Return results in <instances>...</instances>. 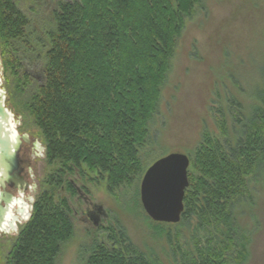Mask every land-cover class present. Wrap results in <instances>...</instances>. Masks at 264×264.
<instances>
[{
    "label": "trees",
    "instance_id": "16d2710c",
    "mask_svg": "<svg viewBox=\"0 0 264 264\" xmlns=\"http://www.w3.org/2000/svg\"><path fill=\"white\" fill-rule=\"evenodd\" d=\"M17 1L0 0V47L9 52L28 23ZM200 1L58 3L42 80L25 105L43 136L49 170L31 219L5 264H56L60 246L73 235L69 201L60 191L77 194L71 177L84 179L83 167L105 175L109 193L131 186L142 174L139 149L148 139L184 19ZM10 66L16 88L22 90L29 78L26 73L23 79L18 76V61ZM257 101L251 112L236 102L233 133L225 118L220 119L219 129L227 136L224 143L204 132L194 151L196 175L188 174L178 223L197 216L198 226L204 223L221 238L219 246L198 249L194 264H241L248 256V240L238 220L250 210L248 202L252 205L250 181L264 179V71ZM108 230L109 239H115L113 229ZM121 239L119 247L95 242L85 264H152L122 234Z\"/></svg>",
    "mask_w": 264,
    "mask_h": 264
},
{
    "label": "rangeland",
    "instance_id": "374dc122",
    "mask_svg": "<svg viewBox=\"0 0 264 264\" xmlns=\"http://www.w3.org/2000/svg\"><path fill=\"white\" fill-rule=\"evenodd\" d=\"M63 1L72 0L17 1L28 22L24 34L11 42L10 52L0 47V82L6 89V106L16 118L15 129L43 145V136L25 105L42 80L49 33L55 29L54 11ZM15 60L20 65L16 69L20 79L24 73L29 78L22 90L16 88V75L11 71ZM263 71L264 0H201L184 19L157 112L149 123L148 139L139 149L142 174L131 186L119 187L113 193L107 191L105 175L90 173L85 167L84 179L71 177L77 194L71 197L65 190L60 194L69 201L73 235L60 246L55 263L85 264L95 242L119 247L123 244L121 234L152 264H194L198 249L219 246V233L204 223L198 226L197 216L189 215L176 224L152 221L140 202L141 178L156 159L170 152L186 154L188 174L196 175L192 160L203 133L224 143L227 136L219 129L220 119L225 118L228 132L233 133L231 118L236 102L250 112L257 106ZM30 167L27 181L37 184V199L49 170L46 153L43 158L33 156ZM249 191L252 205L248 202L250 210L238 220L248 240V256L241 264H264V179H252ZM27 194L33 195L30 190ZM94 207L99 208L95 220L87 215ZM109 228L115 239H109ZM17 236L0 233V264H5ZM240 240L237 236L235 243Z\"/></svg>",
    "mask_w": 264,
    "mask_h": 264
},
{
    "label": "water",
    "instance_id": "95a60500",
    "mask_svg": "<svg viewBox=\"0 0 264 264\" xmlns=\"http://www.w3.org/2000/svg\"><path fill=\"white\" fill-rule=\"evenodd\" d=\"M0 223L12 216L10 207L22 202L21 195L29 183L21 176L19 151L26 134L15 129L16 118L6 106V89L0 82ZM189 158L170 152L156 159L144 172L140 182V202L146 215L154 222L176 224L180 221L187 189ZM18 188V196L6 191V186ZM11 222H9L10 224Z\"/></svg>",
    "mask_w": 264,
    "mask_h": 264
},
{
    "label": "flooded vegetation",
    "instance_id": "af4514ba",
    "mask_svg": "<svg viewBox=\"0 0 264 264\" xmlns=\"http://www.w3.org/2000/svg\"><path fill=\"white\" fill-rule=\"evenodd\" d=\"M36 141L34 139H30L27 143L23 142L19 151V159H20V166L22 167L21 171V176L27 181V176L28 173L30 172V160L33 157L32 155V148H33V142ZM28 182V181H27ZM30 183L29 187H26L24 189V194L20 196L22 198V202L18 204L14 203L11 207L10 210L12 212V216H6L7 221L4 223L6 226L9 224V222H13L16 219H18L26 210V202H28V197L29 195L27 192L29 191L30 188ZM6 191H8L10 194L14 196H18V188L14 186L7 185L6 186ZM95 211L92 212H87V215L95 220L94 214L95 212H99V208L94 207Z\"/></svg>",
    "mask_w": 264,
    "mask_h": 264
},
{
    "label": "clouds",
    "instance_id": "9594fccd",
    "mask_svg": "<svg viewBox=\"0 0 264 264\" xmlns=\"http://www.w3.org/2000/svg\"><path fill=\"white\" fill-rule=\"evenodd\" d=\"M4 91V89L0 88V92ZM46 151V146L43 145L41 142H33L32 155L34 157L43 158L45 156ZM29 190L33 193V195H30L28 197L26 211L18 219L11 222L7 226L5 224L0 223V233H3L4 235H18L20 231V226L31 219V210L33 209L36 200L35 193L37 191V184H31Z\"/></svg>",
    "mask_w": 264,
    "mask_h": 264
},
{
    "label": "bare ground",
    "instance_id": "6f19581e",
    "mask_svg": "<svg viewBox=\"0 0 264 264\" xmlns=\"http://www.w3.org/2000/svg\"><path fill=\"white\" fill-rule=\"evenodd\" d=\"M58 4V3H57ZM58 7V6H57ZM27 74V73H26ZM259 174V173H258ZM263 175V174H262ZM69 221V220H68Z\"/></svg>",
    "mask_w": 264,
    "mask_h": 264
}]
</instances>
